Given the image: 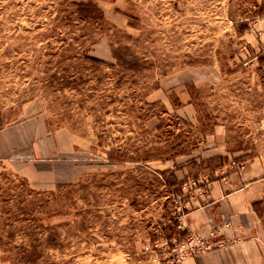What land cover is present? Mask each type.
Wrapping results in <instances>:
<instances>
[{
	"label": "rangeland",
	"instance_id": "1",
	"mask_svg": "<svg viewBox=\"0 0 264 264\" xmlns=\"http://www.w3.org/2000/svg\"><path fill=\"white\" fill-rule=\"evenodd\" d=\"M263 57L264 0H0V128L75 172L38 187L0 168V264H183L215 124L261 171L264 237Z\"/></svg>",
	"mask_w": 264,
	"mask_h": 264
},
{
	"label": "crops",
	"instance_id": "2",
	"mask_svg": "<svg viewBox=\"0 0 264 264\" xmlns=\"http://www.w3.org/2000/svg\"><path fill=\"white\" fill-rule=\"evenodd\" d=\"M25 126L10 123L0 128V168L12 172L17 169L28 182L38 187L47 186L39 185L41 182L55 184L74 179L71 161L52 158L48 142L45 144L48 138L34 143L33 129L28 135L23 131ZM221 132L220 125L215 124L210 134L215 141L209 145L207 155H222V163H218L211 174L204 172L206 175L201 177L207 178L205 192L200 194L198 203L192 201V206H186L181 216L187 228L205 236L213 232L209 239L213 246L187 258L183 264H264V237L251 232L261 171L255 161L235 157L223 143ZM37 151L42 158H35ZM232 158L237 167L228 164ZM35 162L41 163L38 170H35ZM183 170L175 171L178 181L187 173ZM219 241L224 242L223 245L218 246Z\"/></svg>",
	"mask_w": 264,
	"mask_h": 264
},
{
	"label": "built area",
	"instance_id": "3",
	"mask_svg": "<svg viewBox=\"0 0 264 264\" xmlns=\"http://www.w3.org/2000/svg\"><path fill=\"white\" fill-rule=\"evenodd\" d=\"M231 166H235L238 165L235 161H230V163H228ZM226 165H224L225 167ZM221 168V167H220ZM181 187H184V185H181ZM184 192V191H183ZM210 236H213V232L209 233V236H203L201 234H199V232H194L192 234L189 235L188 238V242L186 243V249H187V253L190 254H196L199 252H202L204 250H208L211 249L213 244L212 241L209 240ZM224 242L219 241L217 243L218 246L223 245Z\"/></svg>",
	"mask_w": 264,
	"mask_h": 264
},
{
	"label": "trees",
	"instance_id": "4",
	"mask_svg": "<svg viewBox=\"0 0 264 264\" xmlns=\"http://www.w3.org/2000/svg\"><path fill=\"white\" fill-rule=\"evenodd\" d=\"M74 4L77 6L76 11L80 14L82 17H92V18H102L103 12L102 10L93 3H84V2H74ZM91 61L97 62V63H105L102 59H99L97 57L93 56H87ZM164 173V172H163ZM173 173V172H172ZM174 177V184L178 183L177 177L173 174Z\"/></svg>",
	"mask_w": 264,
	"mask_h": 264
}]
</instances>
